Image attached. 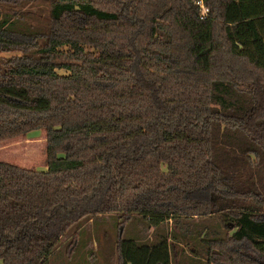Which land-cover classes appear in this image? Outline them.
Listing matches in <instances>:
<instances>
[{"label": "trees", "instance_id": "16d2710c", "mask_svg": "<svg viewBox=\"0 0 264 264\" xmlns=\"http://www.w3.org/2000/svg\"><path fill=\"white\" fill-rule=\"evenodd\" d=\"M44 3L0 0V142L43 130L46 166L0 161V264L103 214L155 231L114 264H264V0Z\"/></svg>", "mask_w": 264, "mask_h": 264}, {"label": "rangeland", "instance_id": "374dc122", "mask_svg": "<svg viewBox=\"0 0 264 264\" xmlns=\"http://www.w3.org/2000/svg\"><path fill=\"white\" fill-rule=\"evenodd\" d=\"M34 6L26 5L23 8L14 7V9H28L34 14L45 13V3L47 0H34ZM13 52H0V56L13 55ZM58 73H64L58 71ZM0 161L19 166L21 168L34 169L42 171L45 169V138L43 130H33L26 135L11 138L0 142ZM219 215L215 214L206 218H197L203 224L213 226L219 221ZM115 214H103L94 219L85 222L80 229L77 237V243L73 255L69 258L64 252V243L67 239H62L58 248L54 249L49 256L50 264H114L115 250L114 242L116 236L120 233L122 239H132L136 242L153 239L155 231L145 227L142 221L134 219L132 222L124 225L123 229H117ZM176 222L179 228L185 227L179 221ZM173 222H164L160 224L163 229H168L167 238L170 235V227ZM190 225V224H189ZM169 226V227H168ZM193 226H187L188 228ZM171 242V241H170ZM183 244V243H182ZM179 251V250H178ZM84 252V254H83ZM180 252V251H179ZM186 254L177 259L185 260L183 264L199 263L198 257L189 250ZM197 254L202 256V251L197 248ZM88 260H87V259ZM90 258V259H89ZM180 261V262H181Z\"/></svg>", "mask_w": 264, "mask_h": 264}]
</instances>
